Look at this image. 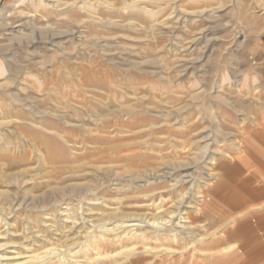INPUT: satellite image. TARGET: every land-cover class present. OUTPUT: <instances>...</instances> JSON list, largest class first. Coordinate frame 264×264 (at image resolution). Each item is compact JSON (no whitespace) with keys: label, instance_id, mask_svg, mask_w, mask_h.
Returning a JSON list of instances; mask_svg holds the SVG:
<instances>
[{"label":"rangeland","instance_id":"obj_1","mask_svg":"<svg viewBox=\"0 0 264 264\" xmlns=\"http://www.w3.org/2000/svg\"><path fill=\"white\" fill-rule=\"evenodd\" d=\"M259 123L264 0H0V231L17 248L60 239L66 256L87 230L142 231L156 236L147 246L90 261L81 250L77 263L157 264L162 234L206 243L244 212L251 264H264L252 240L263 199L199 212L205 191L239 195L234 158ZM180 251L186 264L211 259Z\"/></svg>","mask_w":264,"mask_h":264},{"label":"bare ground","instance_id":"obj_2","mask_svg":"<svg viewBox=\"0 0 264 264\" xmlns=\"http://www.w3.org/2000/svg\"><path fill=\"white\" fill-rule=\"evenodd\" d=\"M257 125L259 126L258 127L259 130L256 131L252 135H251V129H254V128L248 127L246 129L248 133L243 134V141H241L240 143L241 146L237 148L239 153H237V155L234 158L235 159L234 164H236L241 170L239 171V174L240 175L243 174L238 184L232 186V190L234 189V187L239 188L238 189L239 195H237L235 198L229 197V200H225L224 202L223 198L218 197L215 191L213 192L205 191V193H203V200H202L201 208L199 209V212L201 211V214H200L201 216L208 213L209 212L208 210L210 208L213 209V212H218V215L223 216V215L228 214L227 216H229L230 212H236V210L238 211L239 208L243 206H247L248 204H251V202H254L257 199L264 200V184H263L264 183V149H263L264 140L259 139L260 134H262V132L264 131L263 129L264 127L262 126L261 123ZM251 168H253L252 171H251ZM252 180H259L258 185L251 186ZM208 202L210 203V206ZM257 207L263 210L261 211V213L258 212L256 217L259 218V217L264 216V201L259 202V205ZM243 213L239 215L237 214V216L241 217L242 219V220L240 219V221L236 219L239 222L236 220L234 221L233 219L231 221V224L233 225L231 226L229 225L230 227L229 226L226 227V224L229 223L227 222L224 224V226L220 228V231L218 230L219 232L214 230L217 233L215 232L216 234L213 233L212 235H210L209 236L210 240L207 241L206 243H204L205 241L201 239L185 238L184 241L179 244L178 239L177 238L175 239L173 235L162 234L164 236L156 238V241H158L157 245L161 246L162 252L168 253V255L161 257L159 262H157V264H177V260L179 261L178 264H186V260H185L186 258L184 257V255H182L180 259L175 256V254L179 252L180 250H182L180 251L181 253L188 251L190 253L189 255H192L194 257L196 253H201V255H204L207 257L210 255L211 259L209 260L207 258L208 261H206L207 259H205V261H203V264H251V223H250V228L247 229L246 235L245 236L241 235L242 232L240 228L243 224H246L248 221L247 220L248 217H244ZM75 217L72 216V224L76 222ZM224 218H227V217H224ZM212 221L214 222L215 220L213 219ZM188 222L190 223V221ZM121 223H124V222H121ZM154 223H156V221L153 220V223L151 225L153 226ZM8 224L9 223H5L1 225H8ZM156 224L154 225L155 229L157 228ZM132 225L134 224H128V225H122V224L117 225L116 224L115 226L117 227L130 226L131 227ZM122 234H123V231L115 232L113 233L112 236H109L110 237L109 238V237H106L105 234L96 235V234H92L91 231L87 230L84 236L85 240L84 242L81 243L80 248L74 252L73 251L71 252L72 248L71 250L68 248H65L70 251H66L68 253V254L66 253V256L65 255L61 256L60 248L67 247L66 246L67 244L64 245L66 242L62 244L61 242L64 240L60 241L59 239L60 237L58 238L60 245L55 244L53 242L49 243L45 241V239H41L44 242L43 243L44 245H42V242H41L40 245H42V247L40 248L37 247L38 249H40V251L37 252L38 249L36 248L35 249L32 248L30 250L28 249L29 247L27 248V246L33 245V241L32 242L29 241V243H25V242L21 244L19 243L18 245H21L22 248L21 247L17 248L16 247L17 241L14 239L15 235H13L12 232L9 231L8 227H6L4 230L0 231V264H79L77 263L78 260L76 258L78 257L77 254H79L81 250L90 251L91 254L86 256L87 260L90 261L91 259H88V258H90L91 255L101 257V254L104 253L101 251L103 249H111L113 247L116 248L119 246L120 247L119 249L122 250V247H128V246H131V248L132 247L136 248L134 246L138 244L139 245L141 244L143 247V246H147L148 244H150V242L154 240L156 237L155 236L156 234L154 235L155 237H153L152 234H148L142 231L132 232L131 230H129L127 233H124L123 234L124 237L122 236ZM4 235H7L5 240H3ZM122 237L123 239H121ZM259 239L264 240V236L255 237L252 240L254 241V243H256V241H258ZM68 242L69 241H67V243ZM175 242L178 243L179 246H174ZM48 245L50 246L48 247ZM69 245H72V243H69ZM12 248L14 250H10ZM257 249L259 253H264L263 244L257 246ZM151 251H154V250H151ZM45 253H47V255ZM104 254H107V253H104ZM143 261H146V259L143 257H136L131 260V264H143L142 263Z\"/></svg>","mask_w":264,"mask_h":264}]
</instances>
